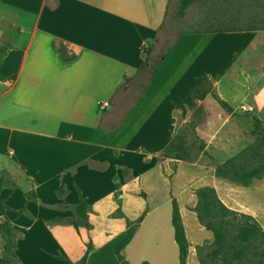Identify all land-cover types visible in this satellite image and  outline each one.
Returning <instances> with one entry per match:
<instances>
[{"label": "crops", "instance_id": "crops-1", "mask_svg": "<svg viewBox=\"0 0 264 264\" xmlns=\"http://www.w3.org/2000/svg\"><path fill=\"white\" fill-rule=\"evenodd\" d=\"M168 2L0 0V171H17L24 178L14 191L0 180V199L7 208L0 221L10 213L17 216L21 264L74 263L88 242L87 264H119L115 247L128 222L146 206L122 253L130 264H155L143 248L136 256L127 252L144 229L160 234V216L150 203L159 204L163 195L171 201V214L172 200H177L186 233V217L196 231L202 228L194 211L195 191L211 183L193 186L197 163L165 158L163 152L180 121H190L189 114L214 89H228L235 64L244 65L253 54L257 65L264 63V56L251 50L262 32H252L244 54L207 49L165 54L138 88L150 59L156 58ZM196 37L213 42L222 36ZM243 72L249 85L264 75L262 70ZM103 102L109 103L106 109ZM171 161L176 170L167 179ZM27 191H33L29 200ZM81 199L90 206V227L49 223ZM170 220L174 235L171 215ZM173 255L179 258V249Z\"/></svg>", "mask_w": 264, "mask_h": 264}, {"label": "rangeland", "instance_id": "rangeland-1", "mask_svg": "<svg viewBox=\"0 0 264 264\" xmlns=\"http://www.w3.org/2000/svg\"><path fill=\"white\" fill-rule=\"evenodd\" d=\"M178 1L168 2L166 18L160 27V35L155 44L156 58L150 59L138 88L146 85L158 65L159 58L165 54H200L205 49L214 54L222 52L230 56L241 53L248 43H252L253 31L218 30L232 26L234 17L245 18L252 7L259 11L264 10V0H199L186 11L184 16H179ZM256 31H261L262 35L256 36V45L251 50L252 53L264 56V30ZM209 33L219 34L222 37L213 42H207L205 37H196ZM247 68L252 71L262 70L264 74V63L260 61L257 65L254 54L244 65L235 64L228 75V89L221 92L214 89L196 111L189 114L190 121L178 123L171 153H180L183 157L181 160L197 163L199 174L193 186L211 183V187L215 188L217 195L226 206L253 216L264 230V173L251 178L248 185H244L242 180H230L217 173L218 166L253 144L260 131L264 132V75L262 79H254L253 85H249V81L244 78V72L242 73V70ZM237 86L243 87L244 90L235 89ZM252 87L255 89L250 90L249 88ZM225 102L230 107L225 105ZM253 116L257 117V129ZM165 158L161 157L160 160ZM175 170L176 162L171 161L165 173L167 179L171 178ZM5 172L0 171V180L7 184L8 189L14 191L16 183H22L24 178L17 171ZM181 179L182 177L180 181ZM169 192L172 194L171 188ZM32 193L33 191L26 192L28 200L32 197ZM136 206L134 203V208ZM155 206L162 225L160 234H151L152 229L149 227L144 229L138 234L127 253L136 256L141 254L143 248V254L155 264L159 256L160 264H179L178 255H173V249L176 248L178 251V247L174 241L173 229L169 225L171 201L163 195L160 196L159 204L150 203L151 208ZM64 210L65 214L51 219L49 223L52 225L82 222L76 207ZM16 217L10 213L7 217L1 218L0 264H21L16 254V239L20 232ZM186 222L188 226L186 235L190 244L187 263L222 264L221 260L211 253L213 233L200 221L204 229L200 227L199 231L192 227L189 217H186Z\"/></svg>", "mask_w": 264, "mask_h": 264}, {"label": "trees", "instance_id": "trees-1", "mask_svg": "<svg viewBox=\"0 0 264 264\" xmlns=\"http://www.w3.org/2000/svg\"><path fill=\"white\" fill-rule=\"evenodd\" d=\"M199 0H179L177 13L184 16L186 11ZM232 26L224 27L218 31H255L264 30V10L259 11L250 8L247 16L234 17ZM61 50V49H60ZM2 50H0V53ZM65 59L70 57L62 54ZM225 105L230 107L226 102ZM255 128L257 129V117H252ZM173 140L165 148L164 157L183 159L180 153H171ZM217 173L230 180H242L244 185H248L251 178L264 173V132L257 134V140L238 152L233 157L227 159L222 165L218 166ZM1 187V181H0ZM197 196L196 213L198 220L213 233L212 255L218 257L222 264H264V230L257 223L255 218L249 214L238 212L225 205L219 198L214 187L202 186L196 189ZM6 206L0 199V212L6 213ZM89 204L81 199L76 205V212L82 220L72 222L76 228L80 225L90 227L88 222ZM148 212V206L143 213L134 221L128 222V229L122 240L116 245L115 251L118 256L119 264H130L122 251L133 239L137 228ZM122 214L120 210L117 212ZM172 225L174 228V239L179 249V264H187L189 251V241L186 235L184 223L180 213L178 202L172 200ZM11 245H9L10 247ZM92 249L91 242L86 245L83 256L77 262L70 264H87L88 254ZM12 256H14L12 254ZM142 264H149L144 261Z\"/></svg>", "mask_w": 264, "mask_h": 264}, {"label": "built area", "instance_id": "built-area-1", "mask_svg": "<svg viewBox=\"0 0 264 264\" xmlns=\"http://www.w3.org/2000/svg\"><path fill=\"white\" fill-rule=\"evenodd\" d=\"M108 106H109V103L108 102L101 103V108L102 109H106Z\"/></svg>", "mask_w": 264, "mask_h": 264}]
</instances>
